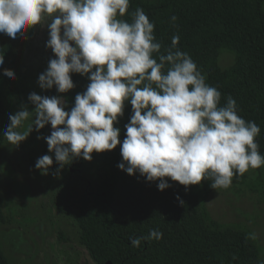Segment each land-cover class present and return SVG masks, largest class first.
<instances>
[{"label": "clouds", "instance_id": "1", "mask_svg": "<svg viewBox=\"0 0 264 264\" xmlns=\"http://www.w3.org/2000/svg\"><path fill=\"white\" fill-rule=\"evenodd\" d=\"M130 0H0V34L16 40L36 26L47 27L45 47L53 58L38 76L42 91L55 88L58 95L32 92L9 114L2 136L19 147L35 130L50 126L47 155L35 169L48 175L53 163L61 171L75 159L91 161L93 153L111 152L120 146L117 167L146 182L159 181L160 191L170 187L167 177L185 187L211 180V188H228L234 176L264 166V155L255 138L260 127L238 115L235 99L221 106L220 91L206 82L190 55L175 46L163 49L154 35L155 25L142 8L123 19ZM175 21L176 17L173 16ZM4 56L0 54V66ZM8 80L15 73L2 69ZM89 81L68 108L63 94L74 87L72 76ZM132 113L124 139L114 127L125 106ZM156 229L147 237L157 239Z\"/></svg>", "mask_w": 264, "mask_h": 264}, {"label": "trees", "instance_id": "2", "mask_svg": "<svg viewBox=\"0 0 264 264\" xmlns=\"http://www.w3.org/2000/svg\"><path fill=\"white\" fill-rule=\"evenodd\" d=\"M142 8L154 23V35L162 51L175 46L190 55L206 82L221 93V106L231 96L238 115L260 127L255 138L264 155V0H130L123 19ZM176 20L173 21L172 17ZM35 27L23 37L32 38ZM3 38L8 36L1 34ZM8 41L0 43V53L10 50ZM223 51L232 53L233 63L219 64ZM0 66V145L6 128V77ZM75 87L63 94L70 109L75 95L86 90L89 81L72 76ZM12 92V91H11ZM44 95H58L55 88ZM132 110L125 106L123 116L114 127L124 139L125 124ZM48 150L44 148L43 155ZM120 146L111 152L93 153L91 161L75 159L56 172L55 162L49 169L58 176L55 185V208L79 228V242L96 264H264L261 247L245 228L214 219L206 207L207 197L225 188H211V180L187 190L177 182L158 190L159 181L146 182L136 173L120 170ZM258 179V180H257ZM258 181L257 184L255 181ZM234 185L246 186L264 202V166L234 176ZM0 194V225L6 223ZM162 233L157 239H141L138 247L132 238L147 237L151 230ZM0 264H9L0 247Z\"/></svg>", "mask_w": 264, "mask_h": 264}, {"label": "rangeland", "instance_id": "3", "mask_svg": "<svg viewBox=\"0 0 264 264\" xmlns=\"http://www.w3.org/2000/svg\"><path fill=\"white\" fill-rule=\"evenodd\" d=\"M48 39L46 25L36 26L32 38L19 37L8 41L10 50L3 54L5 69L15 73L14 80L5 79L10 95L5 100L6 127L9 114L22 105L31 111L27 97L35 92L44 95L37 84L38 76L53 58L45 47ZM2 54V53H0ZM233 54L223 51L220 66L233 63ZM12 91V92H11ZM50 126L39 133L35 130L19 147H11L3 139L0 145V194L6 223L0 225V247L9 264H96L79 242V228L69 217L55 208V185L58 176L41 175L35 163L47 144L37 136L50 135ZM258 180V179H257ZM253 184H257L258 181ZM211 216L225 224L247 229L261 247L264 256V202L246 186L231 184L211 193L206 199Z\"/></svg>", "mask_w": 264, "mask_h": 264}]
</instances>
